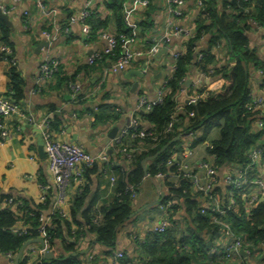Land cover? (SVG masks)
<instances>
[{
    "label": "crops",
    "instance_id": "crops-1",
    "mask_svg": "<svg viewBox=\"0 0 264 264\" xmlns=\"http://www.w3.org/2000/svg\"><path fill=\"white\" fill-rule=\"evenodd\" d=\"M196 1L179 0L177 7L183 15L177 20L169 13L167 0H148L147 5L139 4L137 0H125L121 22L127 31L136 35L133 49L144 50L145 39L163 36L169 31V24L182 28H194V22L199 13ZM214 1L216 9L220 11V0ZM86 2L87 0H44L46 9L44 15L40 13L34 0H20L16 3L10 0H0V5L8 10L10 26L6 27L9 30V47L16 62L17 74L23 81L24 95L18 111L4 119L8 138L0 145V196L13 198L16 206L22 203L32 208L45 206L46 208L42 211L45 219L51 217L56 189L47 169V161L41 159L38 153L44 120H48L51 125L55 119L57 120L56 126H59V132L57 130L54 134L58 138L70 143L74 135L76 137L74 144L82 146L88 154L95 157L105 152L108 156H112V162L116 168H122L125 166V161L122 157L116 158L112 154L110 141L108 144L104 143L107 135L112 128L118 126L122 129L128 124L136 114L140 95L146 96L149 100L156 97L163 80L173 73L174 61L171 53L183 49L186 43L185 38L181 36H170L157 54L134 60L127 69L118 73L111 71L114 62L112 58H107L102 64L89 65L87 58L102 51L105 42L99 38V32L91 29L89 22L90 31L86 35L80 24L68 22V19L79 12ZM91 7L101 20L111 18L103 0L94 1ZM25 12L28 13L27 17H24ZM109 27L110 31L116 30L113 19L109 20ZM64 28L67 30L60 32ZM57 29L60 30L59 33ZM56 30V40L47 45L48 40L43 37V32L54 35ZM0 37L2 38L1 34ZM247 37L250 49L264 62V28H251ZM206 43L207 39H204L200 46L205 47ZM222 47H225V42H222ZM216 54L217 58L222 60L221 51L217 50ZM47 57L60 62L58 73L53 84L44 88L41 94H32L39 66ZM221 60L219 64L222 63ZM8 69V65L1 60L0 56V97L10 94ZM189 70L190 73L185 82L189 80L191 85L182 89V93L178 95L179 110L186 104L187 97L195 91L205 88L204 92H215L225 83L223 78H208L199 81V73L194 66H191ZM62 78H73V81L81 86L82 93L78 101L72 102L66 88L58 87L59 80ZM133 84H137L134 91H132ZM249 89L252 98L264 100V89L260 87L258 74L255 73L250 78ZM100 107H104L103 113L106 112L105 114H118L119 119L115 125L109 126L105 124L106 122L94 123L91 113H96ZM199 135L200 132L197 133V136ZM218 138V130H213L207 141L193 149L189 147L193 142L191 138L179 139L182 140L184 153L188 148L191 151L189 163L196 176L206 177L205 171L199 168V164L206 162L211 165L212 157L206 151L207 144ZM183 151H177L173 155L174 158L181 159ZM94 166L89 171L87 170L88 172L86 171L85 178L90 189L89 198L92 195L97 197V207H101L113 197V185L110 178L115 177L116 172L111 171L108 175H104L103 166L100 163ZM239 169L238 166L230 165L218 170L215 188L219 197L225 194V176L234 175ZM252 172L255 177L264 180V163L256 164ZM159 183L156 179L151 181L148 178L142 181L132 204L134 213L131 219L117 230L113 250L123 252L129 259L128 264H141L139 249L134 244L132 234L146 237L153 227L160 224L162 219V213L158 207L161 193ZM44 192L46 200L41 202L40 199ZM76 195L77 192L73 187L67 188L66 203L68 206H71ZM68 206H65L66 210ZM77 217L79 218V215ZM171 220L176 239L188 236L190 220L186 216L183 204L178 207ZM202 237L206 241L209 239L208 234L203 233ZM91 239H93L92 236L82 237L77 246L81 251V256L78 257L81 264H97L94 260H88V250L98 260L105 259L109 251L94 241L91 246L89 244ZM33 246L36 252L28 256L24 251L18 264L22 259L25 260V264L40 262L41 246L39 244ZM243 261L246 264H264V245L255 251L251 259L241 256L238 264ZM0 264H14V260L10 262L0 256Z\"/></svg>",
    "mask_w": 264,
    "mask_h": 264
},
{
    "label": "trees",
    "instance_id": "trees-1",
    "mask_svg": "<svg viewBox=\"0 0 264 264\" xmlns=\"http://www.w3.org/2000/svg\"><path fill=\"white\" fill-rule=\"evenodd\" d=\"M200 1L203 10L199 11L194 22L193 36L184 44L185 53L175 63L172 75L165 79L167 87L162 104L155 106L149 113H136L133 116L141 123L140 130L149 128L154 131L155 140L127 142L128 148L131 147L132 158L125 162L122 168H116L112 156H109L112 172H116L112 199L105 203L106 206L104 204L97 207V197L92 195L89 198L90 189L86 183L72 201L69 219L61 218L57 214L51 216L50 223L42 235L39 233L43 224L40 217L43 216L45 206L32 208L22 203L20 206L4 207L5 201L10 197L0 196V256L10 254L15 257L24 244L41 239L45 248L52 253V258H42L37 264H81L78 258L81 251L77 246L80 239L86 236L93 237L89 241L90 245L94 241L108 249L106 256H109L114 248L117 230L127 223L134 213V199L129 189L134 188L137 195L146 176L154 179L158 174L173 173L175 167L168 166V163L173 160L177 151H183L182 142L179 140L157 159L148 163L146 173L141 168L142 160L156 154L178 136L183 138L189 133L200 132L189 146L193 149L207 141L213 130H218L219 138L210 141L206 149L212 157L211 165L217 170L230 165L246 166L249 163V153L256 147L264 146V129H254V123L260 118V114L246 109V105L252 100L249 80L253 74L259 75L260 72V87L264 89V62L250 49L247 37L249 30L255 28L252 23L256 27L264 28V0H220V11L216 9L214 0ZM124 2L125 0H103L111 18L101 20L97 16L92 17L88 21L91 29L97 32L109 31L118 40L120 36L129 37L131 33L121 22ZM151 3L152 1L149 5ZM110 19L115 22V31H110ZM8 33V28L0 22V46H10ZM204 39H207L205 47L200 46ZM222 42H225V47H222ZM197 50L204 55L201 62L196 61ZM217 50L221 51L222 60L217 58ZM118 55L117 51L113 56H106L94 65L102 64L107 58L115 61ZM0 56L2 60L1 53ZM219 60L222 63L219 64ZM191 66L205 77L223 78L225 83L221 89L207 93L206 97L196 104H184L179 110L178 95L183 89ZM8 67L10 94L5 98L18 107L24 100L23 81L17 74L16 66L8 64ZM70 83H74L73 78H62L58 87L66 88L69 95ZM204 91L205 88H202L197 93ZM79 96L74 101L70 100L76 102ZM103 109L104 107H100L96 113H91L94 123L106 122L109 126L115 125L119 119L118 114H105ZM261 117L264 121V114ZM56 123L55 119L51 125L52 132H59ZM112 154L120 158L115 151H112ZM159 185L160 203H165L168 199L173 201L169 212L170 220L178 207L184 205L186 216L190 220V233L176 239L172 224L163 234L149 233L145 237V244L139 248L141 264H235L222 263L216 252L209 251L214 245V237L219 234L218 227L211 223L209 216L199 213L200 197L191 191L189 182L181 180L176 184L165 182ZM163 187L166 193L163 192ZM227 220L233 234L243 240L250 253L255 255V251L264 245V202L246 209L243 201L237 198V209L228 214ZM21 231L25 233L21 234ZM203 233L208 234L207 241L202 237ZM94 261L100 264V260ZM25 263L22 259L19 264ZM121 263L128 264L129 259L125 257ZM241 264L246 263L243 261Z\"/></svg>",
    "mask_w": 264,
    "mask_h": 264
},
{
    "label": "built area",
    "instance_id": "built-area-1",
    "mask_svg": "<svg viewBox=\"0 0 264 264\" xmlns=\"http://www.w3.org/2000/svg\"><path fill=\"white\" fill-rule=\"evenodd\" d=\"M12 3H16L20 0H10ZM37 4V8L41 14H46V9L44 6V0H34ZM96 0H87L84 7L72 15L68 22L70 24L78 23L82 26L84 35L88 34L90 31V26L88 21L96 16V12L92 9L91 4ZM248 1V0H243ZM141 5H147L148 0H137ZM169 5V13L177 20L181 19L183 13L178 9L179 0H167ZM196 7L198 11L203 10V4L200 0L196 1ZM0 11L7 15L8 10L0 5ZM28 13H24V17H27ZM252 25L255 29H263L256 27L254 23ZM29 27V26H27ZM170 27V28H169ZM168 30L163 36L159 38L151 37L145 39L143 42L144 50H135L133 45L136 41V35L131 33L129 37L120 36L119 40L110 33L109 31H100L99 38L105 42V46L100 52H96L87 58V63L89 65H94L96 62L101 61L104 57L113 56L117 51L119 52L118 57L112 63L111 71L113 73L122 72L127 67L131 65L134 60L140 59L141 57H152L157 54L160 49L166 44L170 36L173 37H183L187 41L194 34V28H182L169 24ZM58 33H59V29ZM57 30L54 35L47 32H43V37L48 40V45L53 43L57 37ZM67 29H63L60 32H65ZM197 62H201L204 55L197 50ZM0 53L2 54V61L7 65H16L15 59L13 58L12 51L10 47L6 45L0 46ZM185 53V47L179 51H173L171 57L174 61L172 70L174 71L175 63L177 60L183 56ZM60 62L54 58L47 57L39 66L38 76L35 82V88L31 92L32 94H40L44 88L50 86L54 82L56 73L58 72V67ZM211 73V72H210ZM260 75V72H259ZM208 79L204 75L199 73V81ZM166 81L163 80L159 89L157 91L156 97L153 100H149L146 96L140 95L138 97L136 113H149L152 109L162 104L163 97L166 91ZM69 96L72 101L77 99L82 93V88L78 83H70L68 85ZM198 91V90H197ZM187 97V105H194L198 101L206 97L207 92L197 93ZM182 93V91H181ZM246 109L249 112H258L260 118L254 123L255 130L264 129V121L261 119V115L264 114V100L259 98H252L251 102L246 105ZM18 111V107L10 101L8 98L0 97V145L3 144L4 140L8 138V132L4 123V119L11 114ZM192 116V114H191ZM141 123L137 118L132 117L128 124L123 127L116 137L110 141L111 151H115L122 157L123 161L129 162L132 158V151L127 146V142L132 141H143L145 139L155 140L154 131L152 129L146 128L140 130ZM171 125H168V129ZM51 124L48 120H44L42 125V141H43V151L45 154V160L47 161V169L50 176L53 179V183L56 189V194L54 195V204L51 216L57 214L61 218L69 219V208L66 203L67 188L73 187L75 191L80 193L84 186L86 185L85 174L86 171L93 168L96 163H100L103 166V174L108 175L112 171V162L107 153H100L99 155L93 157L88 154L85 149L77 144L68 143L57 136L51 131ZM63 134V132H61ZM197 133H189L186 138H191V140H196ZM207 144V143H206ZM209 147V144H207ZM181 159H175L168 163V166L175 167L173 173L168 175L158 174L154 179L158 180L160 183H173L176 184L181 180H186L190 184L191 191L200 197V210L199 213L202 216H209L211 223L218 227V235L214 237V245L210 248V252H216L219 255V261L222 263L232 262L238 264V259L241 256H245L247 259L254 257L250 253L248 246L239 237H236L230 224L227 220V216L230 212L237 209V198H240L245 208L251 209L258 202H264V180H261L254 176L252 170L256 164L259 162L264 163V146L254 148L248 155L249 163L244 167H239L238 173L234 175H226L224 178L225 194L224 199L219 197L216 192L215 184L218 174L216 167L202 162L199 164V168L205 171L206 177L200 178L196 176L192 170L189 163V158L191 156V151L188 150L184 153L181 152ZM148 178V176H146ZM112 185L115 183L114 177L110 178ZM48 188V187H46ZM131 197L136 198L134 188H130ZM163 192L166 193L163 187ZM44 191L45 188H44ZM163 194V193H162ZM161 196V193H160ZM46 200V193L42 195L40 201L44 202ZM260 200V201H259ZM260 202V203H261ZM15 205L13 199H8L5 201V206ZM68 206L66 210L65 206ZM173 201L168 199L165 203L159 204V210L162 213V219L160 224L153 227L150 233L163 234L170 227L169 212L172 209ZM42 221V226L39 228V233L44 235L45 227L49 225V219H45L43 216L40 217ZM25 231H21V234ZM132 239L136 248H140L145 244V237H141L138 234H132ZM80 244V243H79ZM88 247V245H87ZM88 260L96 259L95 255L88 250ZM36 252L34 246H30L26 250V254L32 255ZM40 260L44 257V254L48 249L41 248ZM51 253V252H50ZM10 262H13L14 258L10 254L1 256ZM125 258V254L121 251L112 250L109 256L105 259H100V264H122L121 261Z\"/></svg>",
    "mask_w": 264,
    "mask_h": 264
},
{
    "label": "water",
    "instance_id": "water-1",
    "mask_svg": "<svg viewBox=\"0 0 264 264\" xmlns=\"http://www.w3.org/2000/svg\"><path fill=\"white\" fill-rule=\"evenodd\" d=\"M0 22L2 24H4L5 26H10L8 16L5 15V14H3L1 11H0ZM47 45H48V43H47ZM190 85H191V81L187 80L185 82L184 86H183V89L184 88H187ZM136 86H137V84H133L132 91H134L136 89ZM185 103H187V101H185ZM120 130H121V128L118 127V126L112 128L111 131L109 132V134L107 135V138L105 139L104 143L105 144H108L109 141L113 140L116 137V135L118 134V132ZM179 139H180L179 136L176 137V138H174V139H172L166 145H164L156 154H154V155H152L150 157H147L144 160H142V162H141V168H142L143 172L146 173V166H147L148 163H150V162L154 161L155 159H157L169 147H171L173 144H175L176 142H178ZM75 141H76V137L73 135L72 138H71V142L70 143H74ZM38 153H39V156H40L41 159H45V154H44V151H43V141L42 140H41V142H40V144L38 146ZM109 153H111V152H109ZM148 179L151 180V181H154L155 180V179L150 178V177H148ZM34 244H39L41 246V248L44 249V242H43V240L38 239V240H34V241H29L26 244H24V246L21 248V250L15 256V258H14V264H18L19 259H20L21 255H22V253L24 251H26L30 246L34 245ZM43 258L45 260H50L52 258V253H50V252L45 253Z\"/></svg>",
    "mask_w": 264,
    "mask_h": 264
},
{
    "label": "rangeland",
    "instance_id": "rangeland-1",
    "mask_svg": "<svg viewBox=\"0 0 264 264\" xmlns=\"http://www.w3.org/2000/svg\"><path fill=\"white\" fill-rule=\"evenodd\" d=\"M182 142V140H180V143Z\"/></svg>",
    "mask_w": 264,
    "mask_h": 264
}]
</instances>
